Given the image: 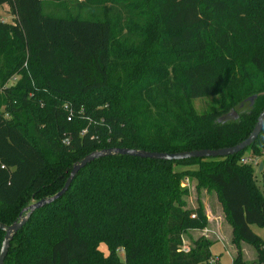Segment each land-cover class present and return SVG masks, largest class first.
<instances>
[{
    "label": "trees",
    "instance_id": "obj_1",
    "mask_svg": "<svg viewBox=\"0 0 264 264\" xmlns=\"http://www.w3.org/2000/svg\"><path fill=\"white\" fill-rule=\"evenodd\" d=\"M113 2L107 15L118 12ZM152 2L154 38L119 57L107 15L0 0L14 14L0 18V56L15 39L24 62L0 89L1 223L58 193L74 163L95 150L219 149L251 134L264 109V0H146L148 9ZM116 60L122 73L112 71ZM213 95L220 109L199 113L194 99ZM263 155L264 127L254 144L226 157L97 159L61 198L32 213L4 264H219L204 236L179 251L186 230L208 224L202 205L183 201L186 177L218 191L234 229L233 264H264L263 240L252 229L264 225V158L258 167L241 161ZM4 236L0 229V251ZM241 242L254 246L255 261L243 259Z\"/></svg>",
    "mask_w": 264,
    "mask_h": 264
},
{
    "label": "rangeland",
    "instance_id": "obj_2",
    "mask_svg": "<svg viewBox=\"0 0 264 264\" xmlns=\"http://www.w3.org/2000/svg\"><path fill=\"white\" fill-rule=\"evenodd\" d=\"M117 1L116 9H118V12L115 13V9L111 8L112 12L110 11L108 15L106 7L109 8L114 3L113 0H106L103 4L84 0H44V11L55 14H63L69 11L83 17L103 18L107 15L113 25L115 40L113 47L114 50H118L119 57L123 56L127 51L145 50L144 48L149 45L150 39L154 38L153 35L150 37L147 33L152 31V28L156 26L153 13L155 6L153 2L150 4V9H148L146 7V0ZM131 15H133L132 20ZM0 18L13 21L14 14L11 12L8 4L0 6ZM133 21H135L134 26L131 25ZM159 28H162V26L160 25ZM160 45L157 46V51L163 49L160 48ZM23 63L17 41L15 39L10 40L3 51V55L0 56V89L17 80V76H11L17 72ZM113 66V72L117 70L119 73H122L121 62H117L116 60ZM220 104V97L217 95L194 99L195 108L199 113L217 111L220 109ZM232 116L235 117L236 115ZM263 158L264 155L259 158V161L261 162ZM188 167L190 169H198L194 165ZM255 175L257 183L262 185L263 180L259 172H255ZM187 188L189 189V193L183 196V201L186 202L188 207L202 205L207 215L208 224L203 228L186 230L183 233V239L190 245H193L197 239L204 236L212 243L211 253L213 259H219V264H233L237 249L234 243V229L227 217L218 191L214 188L200 185L199 180L195 177L190 178V185ZM252 229L262 238L264 243V225H252ZM241 248L244 260L252 262L257 259V251L253 245L241 242ZM100 249L105 254L109 252L105 243H101ZM118 254L123 260V251H119Z\"/></svg>",
    "mask_w": 264,
    "mask_h": 264
},
{
    "label": "water",
    "instance_id": "obj_3",
    "mask_svg": "<svg viewBox=\"0 0 264 264\" xmlns=\"http://www.w3.org/2000/svg\"><path fill=\"white\" fill-rule=\"evenodd\" d=\"M255 98L256 96H252L249 99L251 100V102H253ZM263 127H264V109L258 116L256 124L251 134L237 145L231 147H225L219 149H196V150L182 151L176 153L145 151V150L131 149V148H106L101 150H95L87 154L81 160L74 163L64 187L58 193H56L51 197L41 199L25 207L23 211L20 213L19 218L11 225H5L0 222V229L5 232L4 240L2 242V247L0 251V264L5 263L14 236L19 230H21L25 226L32 213L35 210L44 207L45 205H48L56 201L57 199L61 198L68 191L79 171L82 168L86 167L91 162H94L95 160L100 158H105L114 155H129L133 157L154 159V160H165V161H182L193 158H217V157L231 156L244 151L249 146L254 144L256 139L260 135ZM262 170H263V163H260L259 171L261 172Z\"/></svg>",
    "mask_w": 264,
    "mask_h": 264
},
{
    "label": "built area",
    "instance_id": "obj_4",
    "mask_svg": "<svg viewBox=\"0 0 264 264\" xmlns=\"http://www.w3.org/2000/svg\"><path fill=\"white\" fill-rule=\"evenodd\" d=\"M66 143H68V141H65ZM242 163L244 164H252L254 165L255 167H258L259 166V159H255V158H251V157H244L242 158ZM190 185V178L189 177H186L183 181H182V186L183 187H188ZM193 218L196 217V214H193L192 215ZM179 251L180 252H185V253H188L191 251V245L189 243H187L184 239L180 245V248H179ZM212 261H219V259H213L212 258Z\"/></svg>",
    "mask_w": 264,
    "mask_h": 264
},
{
    "label": "crops",
    "instance_id": "obj_5",
    "mask_svg": "<svg viewBox=\"0 0 264 264\" xmlns=\"http://www.w3.org/2000/svg\"><path fill=\"white\" fill-rule=\"evenodd\" d=\"M260 160V159H259Z\"/></svg>",
    "mask_w": 264,
    "mask_h": 264
}]
</instances>
